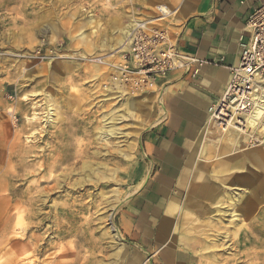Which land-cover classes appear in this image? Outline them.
<instances>
[{
    "label": "rangeland",
    "instance_id": "obj_1",
    "mask_svg": "<svg viewBox=\"0 0 264 264\" xmlns=\"http://www.w3.org/2000/svg\"><path fill=\"white\" fill-rule=\"evenodd\" d=\"M165 1L0 0V264H57L54 258L65 252L74 264H168L156 241L158 223L149 234L136 229L128 206L149 179L143 139L166 121L167 92L157 80L137 90L124 83L115 66L122 51L108 47L133 16L148 15ZM47 25L51 31L39 32ZM104 118L112 120L115 133L101 138ZM146 120L156 123L150 128ZM200 131L190 141L201 136L204 142L191 181L206 178L211 193L194 203L186 202L184 193L173 235L191 238L194 264H257L260 259L248 255L249 246L235 241L238 236L228 241L230 216L220 212L233 211L229 193L243 186L240 176L232 175L254 174L258 166L231 168L237 159L232 147L220 149L213 134ZM65 152L72 160L47 168ZM263 154L258 153L262 164ZM96 161L105 165L102 171H114L115 179L90 178L73 187L85 174L82 162ZM114 197L120 243L112 240L107 220ZM259 199L254 214L242 216L244 225L257 224L264 194ZM238 228L239 234L244 227ZM40 246V253L31 252Z\"/></svg>",
    "mask_w": 264,
    "mask_h": 264
},
{
    "label": "crops",
    "instance_id": "obj_2",
    "mask_svg": "<svg viewBox=\"0 0 264 264\" xmlns=\"http://www.w3.org/2000/svg\"><path fill=\"white\" fill-rule=\"evenodd\" d=\"M263 1L161 2L176 10L173 26L169 29L173 36L176 35L179 46L209 61L195 77L181 71H170L157 80L158 85H162L167 92V102L162 107L166 121L143 139L152 166L151 173L128 201L136 229L149 234L158 223L156 241L163 245L160 253L168 264H194L197 260H193L196 248L192 246L191 238L182 235L178 240L173 235L178 206L182 204L185 192L187 195L194 168H197L194 158L199 152L202 153L204 145L200 141L201 136L195 143L190 141H194L200 127L202 132L207 125L206 109L221 97L228 82L229 70L226 66L239 63L238 40L245 30V20ZM220 58H223L222 63L219 62ZM152 117L156 118L154 115ZM146 122L150 128L156 123Z\"/></svg>",
    "mask_w": 264,
    "mask_h": 264
},
{
    "label": "bare ground",
    "instance_id": "obj_3",
    "mask_svg": "<svg viewBox=\"0 0 264 264\" xmlns=\"http://www.w3.org/2000/svg\"><path fill=\"white\" fill-rule=\"evenodd\" d=\"M158 4L164 5L165 3H158ZM151 10L149 12L150 14H148V15H153V14H151ZM143 16H145V15H143ZM133 17H135V16H133ZM132 18L129 20L130 22L128 21L130 24L132 23V21H135V19H132ZM129 23L127 24V26L128 25L131 26ZM125 26H126V24H125ZM46 28H48L50 31L52 30L51 26L47 25V26L41 27L39 29V32L44 34L46 32ZM244 29H245L244 32H247V26L246 25H245ZM47 35H49V34H46L45 36H47ZM170 35L173 36L172 34H170ZM47 37H49V36H47ZM125 37H127L126 29L122 32L121 38L119 37L117 39L116 43L113 44V46L108 45L110 50H112V51L116 50L118 52L117 49H119V51H120L123 48H126V46H123ZM61 55H63V54L57 55V57H60ZM65 57L68 58L67 55H64V58ZM119 58L120 59L115 64V66L119 72L117 76L120 77L124 83L134 85L136 90L147 84V82L143 83L144 80L142 79V76L138 77L137 76L138 74H132V73H129L128 71H126L125 65L123 64L124 62H123L122 55H120ZM52 59H54V58H52ZM235 66H237V65H235ZM230 78H231V74L229 72L228 82L230 81ZM228 82H227V84H228ZM227 84H226V86H227ZM224 91H225V89H224ZM224 91H223L221 97H223ZM261 99L263 102L261 101V103H258L259 106L254 107L252 109V111H250L249 113L244 112V111L234 112L233 120L228 121L226 125H224L220 122L218 123L217 120H215V116L212 115V112H211L212 110L210 111V106L214 104L213 108H215V107H217L216 105H218V104H216V102L218 100L214 101L206 109L207 114H208V121H207V125L202 128V132H201V133L204 132L205 134H213V136H215V138H216V141L217 142L220 141V143H218L220 149L226 148L227 145H229L230 148L232 147V149L234 150V154H232V158L233 159L237 158V159L232 163L231 168L237 166V168L235 170H238L239 165H241L242 163L246 164L249 162H252L251 164H254V165L256 164V166H258V168L256 167L254 174L253 173L249 174L247 172L244 175L243 174L240 175L241 173H244L245 171L243 172L239 168V170L241 172L239 171L236 174L232 175V176L237 175L238 177L240 176L239 179L241 180V183L243 186H242V188H239L241 186H239V187L235 186V190H233L231 188L232 190L230 191V193L228 192L229 193V198H228L229 204L233 208V211L228 212L229 208L224 207L225 209L223 211H221L220 213L223 216L224 215L230 216L229 223L231 225L232 232L230 233V235L227 234L228 241L231 240L230 238H232V240H233L234 237L238 236V240H235V239L234 240L237 242L241 241V242L246 243V245L249 246V250H250L248 255H251L252 258L255 257L256 259H260V262H259L260 264H262V262H264V250H263L264 249V211L261 209H259L257 211V213L260 214L259 220L257 221V224H253L251 222H248V223H245V225H244L242 222L243 221L242 216H244V215L248 216V215L254 214L253 212L256 210L257 205H258L259 200H260L259 195L264 194V164H262V162L260 161L261 157L258 155V153H264V147H263V149L257 148L258 146L260 147L264 144V114H263L264 110L262 111V109L264 108V96H262ZM125 112H126L127 117L131 116V112L129 110H126ZM49 114H50V116L52 115L51 109L49 111ZM235 117L241 119V121H238V122H239V124H242V125L237 124L238 123L236 121L237 119L234 120ZM49 121L52 122L51 117H49ZM249 130H256V132L249 135V133H248ZM237 131H238V133H240V132L243 134L246 133L248 136L247 137L243 136L241 138L240 136L237 135ZM98 132H99V135L101 136V138L109 136L110 134H114L115 129L112 126V120H109L108 118H104L103 119V125L99 128ZM219 132H227V134L225 136L220 137ZM221 138H222V140H221ZM69 153L65 152V155L55 156L53 163L48 164L47 168L50 166L52 167V166H54V164H57V163L59 165L64 163V162L68 163L69 160H72V156H70ZM126 158L130 159V156L127 155ZM259 161H260V165H259ZM80 168H81V171L85 174L74 182L73 187L82 186L85 182H88L90 180V178L94 179L95 181H99V180H103V179H109V178H111V180L115 179V176H114L115 172L112 171L111 173H109V172L106 173L105 171H102L106 167L104 164H102L101 162H98V161L93 162V163L82 162ZM71 170H73V169H71ZM213 173H214V171H213ZM205 179L206 178L203 179V178L198 177V178H196V181H192V184L190 185V187L187 191V196H186L187 201L186 202L189 201V202L194 203L196 200L201 199L202 197L209 196V194L211 193L210 192V184ZM63 186L65 188V183ZM232 187H233V185H232ZM246 193H248L247 200L245 199ZM110 202L112 205H110V207H109L110 212L107 215L109 230L111 232L112 240L115 243H120L121 236L119 235V232L116 229V227L113 223V219H112L114 212L116 211L117 207L119 206L118 199L116 197L111 198ZM238 227H244L242 232L239 234H238V232H239ZM67 229H68V227H67ZM63 230H64V228H63ZM57 236L59 237V235H57ZM252 247L255 248L256 250H251L250 248H252ZM41 248H42L41 246H40V248H37V249L33 248L34 250H32L31 252L32 253H34V252L40 253L41 250H43ZM117 251H118V249L115 250V252H117ZM71 254L72 253H70V255ZM54 259L57 260V264H74L73 259H71L67 255L66 252L64 253V255H60V254L57 255ZM75 261H76V259H75ZM259 263H257V264H259Z\"/></svg>",
    "mask_w": 264,
    "mask_h": 264
},
{
    "label": "built area",
    "instance_id": "obj_4",
    "mask_svg": "<svg viewBox=\"0 0 264 264\" xmlns=\"http://www.w3.org/2000/svg\"><path fill=\"white\" fill-rule=\"evenodd\" d=\"M151 14L136 15L132 18L135 21L126 23L131 26L126 28L127 37L123 43L126 48L121 50L125 70L142 76L143 83L150 85L170 71L195 77L209 61L183 50L176 35H170L169 27L173 26L176 10L166 4H155ZM246 26L247 35L238 40L239 63L226 66L231 74L230 81L223 97L217 99V107L210 106L215 120L224 125L233 120L234 112L249 113L259 106L264 96V1L248 15ZM219 62L222 63L223 58ZM234 120L241 121L236 117Z\"/></svg>",
    "mask_w": 264,
    "mask_h": 264
}]
</instances>
